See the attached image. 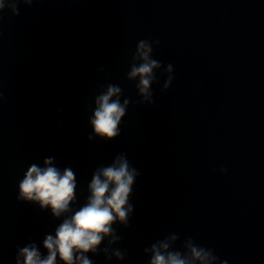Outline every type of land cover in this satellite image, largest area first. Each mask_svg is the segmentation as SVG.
Returning <instances> with one entry per match:
<instances>
[{
  "label": "water",
  "instance_id": "1",
  "mask_svg": "<svg viewBox=\"0 0 264 264\" xmlns=\"http://www.w3.org/2000/svg\"><path fill=\"white\" fill-rule=\"evenodd\" d=\"M142 39L161 63L151 102L130 75ZM110 86L128 103L108 140L90 121ZM0 93V264L31 243L46 256L44 238L73 214L18 198L30 166L71 169L78 211L93 175L118 156L138 172L133 210L110 225L114 242L104 236L83 254L92 264H150L154 245L264 264V0H6Z\"/></svg>",
  "mask_w": 264,
  "mask_h": 264
},
{
  "label": "clouds",
  "instance_id": "2",
  "mask_svg": "<svg viewBox=\"0 0 264 264\" xmlns=\"http://www.w3.org/2000/svg\"><path fill=\"white\" fill-rule=\"evenodd\" d=\"M25 5H31L33 0H23ZM15 15L17 6L15 3L7 5ZM6 7V0H0V11ZM159 44V40L154 41ZM153 41L142 39L137 45V55L142 61L138 67H133L131 76L139 75V92L143 99L150 101L152 93L149 85L154 79L153 69H159L161 63L150 58L153 52ZM173 66L168 64L165 72L172 73ZM172 81L169 75L164 87L167 88ZM120 92L118 87L110 86L107 92L97 98V107L90 121L93 133L102 135L111 140L119 135L117 125L125 114L124 104L119 100H112ZM0 100H3V93H0ZM45 167L39 168L32 165L24 174V178L18 185L19 199L39 201L41 208H50L54 217L62 213L72 212L73 214L64 219L55 229L53 235H47L42 247L47 250V255L41 258L34 243L19 249L16 255V264H57V257L63 264H92L83 254L89 251L95 252L96 246L100 244L104 236L113 235L110 225L118 220L127 224L129 214L133 205L129 203V195L133 191L132 185L138 172L131 167L124 156H118L114 163L99 170L92 177L89 184L90 195L87 203L78 211H73L69 204L74 199L75 179L71 169L66 168L63 172L50 166L51 159L44 161ZM227 168L221 166L220 172L227 173ZM111 186V187H110ZM107 193V195H105ZM116 237L113 235L114 242ZM167 243L159 246L166 249ZM150 264H229L228 260L221 259L214 254V249L191 247V260L181 258L179 253L162 254L154 245ZM74 253H79L73 260ZM114 255L117 259H123L119 252Z\"/></svg>",
  "mask_w": 264,
  "mask_h": 264
}]
</instances>
